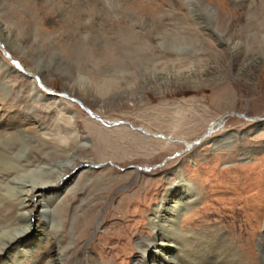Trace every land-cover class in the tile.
<instances>
[{
	"label": "rangeland",
	"instance_id": "374dc122",
	"mask_svg": "<svg viewBox=\"0 0 264 264\" xmlns=\"http://www.w3.org/2000/svg\"><path fill=\"white\" fill-rule=\"evenodd\" d=\"M50 1L45 4L52 21L42 25L41 35L37 26L30 30L22 43L26 50L15 48L13 61L24 69L36 62L50 91L38 88L62 102V117L48 111L53 102L48 101L41 102L37 119L28 120L43 124L48 140L51 135L61 141L66 131L59 119L73 116L72 133L80 147L72 151L82 159L75 161L74 169H65L68 177H79L74 189L70 186L59 199L68 213L86 218L79 234L74 233L76 247L89 246L104 264L143 263L133 250L135 237L128 233H148L154 208L171 186L184 181L197 195L180 219L181 229L219 240L218 251L229 245L237 254L249 256L247 264H256V245L264 237V121L258 122L264 119V31L255 38L253 31L240 27L218 28L225 40L234 43L229 47L214 40L215 34L194 17L184 0H145L149 14L126 6L105 8L107 25L100 24L101 14L88 16L80 3V23L73 31L64 26L70 10L60 4L66 19L62 18L55 1ZM136 1L124 0L122 5ZM204 3L223 11L228 20L226 10L242 7L233 0ZM12 5L11 0H0V14L9 28L13 22L6 18ZM125 28L141 38V51L120 48L117 32ZM73 41L78 46L69 57L66 50ZM106 56L112 62L103 64ZM0 59L16 70L1 45ZM19 73L25 85L28 75H35ZM104 81L114 85L101 97L96 88H102ZM3 96L1 92L0 103L5 102ZM19 120L25 121L14 122ZM213 122H220V128L207 133ZM90 125L96 128L92 136ZM88 169L90 178L84 172ZM99 178L105 180L104 186H99ZM71 225L65 227L68 234ZM125 252L128 256L123 259Z\"/></svg>",
	"mask_w": 264,
	"mask_h": 264
},
{
	"label": "bare ground",
	"instance_id": "6f19581e",
	"mask_svg": "<svg viewBox=\"0 0 264 264\" xmlns=\"http://www.w3.org/2000/svg\"><path fill=\"white\" fill-rule=\"evenodd\" d=\"M11 1L15 5L9 9V16L6 18L13 22L11 28L4 26L3 17L0 14V45L16 70L18 69L16 71L0 59V94L3 92L5 95L3 97H6L4 98L5 102L0 103V264H104L89 246L80 245V248L76 247L75 234H79L80 222L86 218L83 216L80 218L74 212L73 214L68 213V206L64 210V202L59 199L61 194L70 186H73L74 189L75 182L79 177L77 174V176L68 177L65 169V166L74 169L76 167L75 161L82 159L75 154L79 150L77 147H80V143L77 142V136L72 133V128L76 129L71 122L73 116L69 115L64 119H59L66 131V134L61 137V141L56 138L57 136L51 135H49L50 140H48L47 129L43 128V124H39L40 122L35 124L31 121L37 119V112L40 108L42 109L41 102L48 103V101H53L47 105L48 111L58 113L59 117H62L60 107L62 102L54 96V93L43 94L38 88V86H42L44 90L48 91L45 86L44 72L36 66V62L28 65V62L26 63L23 58L24 63L27 64L25 70L13 61V57L17 54L14 51L15 48L26 50L22 43L27 36L30 37L34 26H37L38 33L41 35L43 34L42 25L52 21L51 11L45 4L48 3V0ZM53 1H55L53 5L58 10L60 17L65 18L63 6L60 4L70 10L68 24L64 26L73 31L80 23L78 17V13L81 11L78 7L80 3L83 4V10L87 11L88 16L101 14V25H105L107 21V15L102 14L106 13L105 8L112 10L116 7L122 10V6H126V8H137L141 13L149 14L147 9L143 7L145 0H137L132 5L129 3L122 5L124 0ZM184 1L189 11L195 13L194 17H197V20L200 19L202 25L215 34L214 40L226 42L229 47H232L234 43L228 38L225 40V35L217 32L218 28L240 27V29L253 31L252 35L255 38L264 31V0H257L255 3L254 0H233L242 7L226 10L225 13L227 17H230L229 20L222 13L223 11L217 12L216 9L204 3L212 0ZM139 4L141 5L140 8L138 7ZM20 13H24L27 17L22 18ZM138 21L139 19L135 17L134 23H138ZM129 23L128 26L133 25L131 22ZM88 25L92 26V22ZM117 35L120 48L126 52L139 51V48L140 51L142 50L141 38L137 37L130 28L118 30ZM183 39L185 38L183 37ZM165 40L170 41L168 38ZM74 46H78L77 41H73L67 46L66 53L68 55H71L70 51L74 49ZM52 52L56 59L60 58L55 50ZM110 57H102L103 64L108 63ZM27 71L35 74L28 75L29 85L19 81L22 77L19 72L24 74ZM11 73L18 76L12 78L10 77ZM8 79H11L10 82L15 83V85H10ZM113 85L114 83L111 81H104L101 83L102 88L97 86L96 92L99 91L98 94L103 97ZM64 96L72 100L68 94ZM77 103L84 107L80 101ZM87 113L95 118L89 109ZM13 117L15 119L22 118L25 121L19 120L20 122L17 124L14 122L15 119H12ZM30 119L31 121H28ZM36 121L38 122V120ZM58 124H56L57 127ZM220 126V122H213L207 133L220 128ZM89 131L92 136L96 128L90 125ZM105 142L104 140V144ZM82 148L84 149V147ZM73 149L77 150L72 151ZM84 172L90 178L89 174L92 171L88 169ZM101 175L103 177L104 173L101 172ZM99 180H101L99 186H104L105 180L103 178H99ZM170 188L165 197L154 208L153 216L148 221V233L144 235L138 233L137 236L133 235V232L128 233V236L135 237L133 250L137 251L139 258L143 260V263L134 260L132 264H247L249 256L237 254L233 247L228 245L226 249H219L218 251L219 240L196 232L182 230L180 219L195 204L197 193L190 184L184 181H180ZM91 203L88 201L86 206ZM68 222L72 223L69 234L67 231L65 232ZM83 226L85 225L83 224ZM85 231H87V226L84 227L83 233ZM256 250L258 253L257 258H255L256 264H264V237L257 242ZM217 255L219 256L217 257ZM127 256L126 252L122 254L123 259Z\"/></svg>",
	"mask_w": 264,
	"mask_h": 264
},
{
	"label": "water",
	"instance_id": "95a60500",
	"mask_svg": "<svg viewBox=\"0 0 264 264\" xmlns=\"http://www.w3.org/2000/svg\"><path fill=\"white\" fill-rule=\"evenodd\" d=\"M73 100V99H72ZM73 101H75V100H73ZM75 102H77V101H75ZM81 108H83L86 112H88V109L86 108V107H82L81 106ZM97 118V117H96ZM263 121H264V119H258V122L260 123V124H262L263 123ZM117 123H112V125H116Z\"/></svg>",
	"mask_w": 264,
	"mask_h": 264
}]
</instances>
